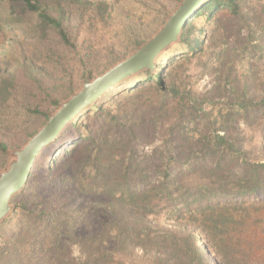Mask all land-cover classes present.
Returning a JSON list of instances; mask_svg holds the SVG:
<instances>
[{
  "label": "trees",
  "instance_id": "trees-1",
  "mask_svg": "<svg viewBox=\"0 0 264 264\" xmlns=\"http://www.w3.org/2000/svg\"><path fill=\"white\" fill-rule=\"evenodd\" d=\"M249 1L208 0L188 21L181 41L168 51H199L202 41L195 37L196 22L207 23L224 11L228 14L225 46L216 53L217 69L225 68V86L216 88L223 101H218L219 111L215 113L211 97L168 85L161 72L145 71L132 78L148 81L127 99L147 92L157 104L151 111L109 114L105 126L72 147L71 153L84 146L80 158L65 165L68 170L61 181V189L73 196V205L36 211L16 204L25 189L17 195L13 203L25 220L20 234L28 236L22 243L26 250L23 256H15L16 243L6 236L0 242L1 255L11 254L16 258L13 264H210L207 255L217 264H247L234 257L228 235L264 209V70L258 68L264 60V0H254L258 12L245 6ZM86 7L95 11V19L112 14L110 4L102 0H0V48H14L23 32L43 45L44 59L57 55L50 46L52 35L60 47L71 49L75 45L67 20L74 9L82 15ZM216 37L215 33L211 40ZM19 61L34 79L35 68L26 59ZM16 86L15 73L0 70V107ZM105 97L64 132L78 130L82 116H99L105 110L101 105ZM241 118L261 141L262 160H252L241 140L230 134ZM199 122L205 124L203 128ZM159 130L172 145L147 155L154 160L147 168L135 144L150 145L147 138ZM8 150V144L0 140V157L6 158ZM219 197L226 200L214 203Z\"/></svg>",
  "mask_w": 264,
  "mask_h": 264
},
{
  "label": "rangeland",
  "instance_id": "rangeland-1",
  "mask_svg": "<svg viewBox=\"0 0 264 264\" xmlns=\"http://www.w3.org/2000/svg\"><path fill=\"white\" fill-rule=\"evenodd\" d=\"M102 1L110 4L112 10L110 17L95 19L96 14L91 7L84 8L82 15L76 13L74 9L69 16L66 25L75 45L71 49L60 47L52 35L50 46L57 51V55L44 59L43 45L34 38H28L23 32L19 37L22 35L24 37H21V41H17L14 48L10 47L8 51L0 48V70L15 73L17 82L16 89L8 102L0 107V140L8 144V151L19 149L37 133L49 116L59 109L60 104L82 88L87 74L90 75L91 80L95 79L151 39L181 0ZM255 4L254 0H250L245 6H248L250 12H253L252 10L258 12L259 5ZM228 19V14L224 11L222 14H215L207 23L197 21L194 28L195 37L202 41L199 51L193 54L184 48H178L168 52L170 47L157 59V68L154 72V74L161 72L167 79L168 85L176 84L199 97H211L214 101L215 113L222 107L218 101L223 102L216 88L222 89V84L225 86V82H222L225 68L221 71L217 69L216 53L225 46V22ZM219 21L223 26H219ZM215 33L217 37L211 40ZM261 39L264 43V37ZM14 51H18L19 55L13 54ZM166 53H170L169 56L162 57ZM21 58L26 59L27 65L35 68L31 72L34 79L27 74L29 70L20 67ZM244 67L243 70L247 71L248 67ZM259 67H263L264 70V60L259 63ZM237 76L241 80L239 77L241 75L237 74ZM147 81L148 79L137 82L135 78L123 86H117H121L119 90L104 96L101 105L105 110L99 116L96 113L82 116L79 122L81 127L78 130L69 128L56 144L44 149L32 170L25 191L16 204L26 208L33 207L36 211L73 205V196L69 190L61 189V181L68 170L65 165L77 161L84 152V146L81 145L71 153L72 147L76 143L85 142L90 134L96 133L105 126L111 113L126 115L142 108L151 111L157 104L152 93L142 92L138 95V99L131 101L127 99L128 95L135 93L141 85L145 87ZM36 110L39 113H36ZM204 125L203 122L198 124L200 128ZM30 133L34 134L29 137ZM230 134L241 140L242 149L252 160L263 159L261 141L252 128L245 124L244 119H239ZM165 137V133L159 130L157 133H151L147 138L150 145L145 146L140 142L135 144L142 166L147 168L153 166L154 160L149 159L147 155L154 150L163 149L165 145H172L167 144ZM8 159V152L6 158L0 157V170L7 167ZM225 200L219 197L213 202ZM13 205L11 218L9 217L10 219L0 226V242L4 237L10 236L13 243H16L15 256L19 257L25 253L26 247L22 243L28 236L20 234V231L26 228V224L21 218V209H17L14 203ZM228 238L229 243L233 245L235 258L247 264H264V209L254 213L252 221L245 227L231 229ZM74 254L78 255L77 249L74 250ZM151 256L154 257V254ZM162 257L165 258L166 254ZM207 257L210 264H217L213 257L210 255ZM0 258L3 259L0 264L16 262V258L11 254L1 255Z\"/></svg>",
  "mask_w": 264,
  "mask_h": 264
},
{
  "label": "water",
  "instance_id": "water-1",
  "mask_svg": "<svg viewBox=\"0 0 264 264\" xmlns=\"http://www.w3.org/2000/svg\"><path fill=\"white\" fill-rule=\"evenodd\" d=\"M207 1L181 0L151 39L95 79L91 80L87 74L82 88L63 101L37 133L19 149L8 151L7 167L0 170V226L14 211L13 199L26 188L43 150L53 144L79 115L95 106L111 90L142 72L154 73L157 59L181 41L188 21Z\"/></svg>",
  "mask_w": 264,
  "mask_h": 264
}]
</instances>
